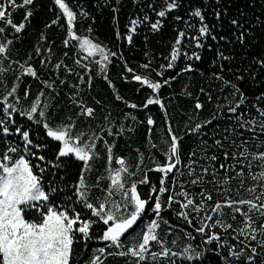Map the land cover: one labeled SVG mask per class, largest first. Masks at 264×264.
Wrapping results in <instances>:
<instances>
[{"label": "trees", "instance_id": "16d2710c", "mask_svg": "<svg viewBox=\"0 0 264 264\" xmlns=\"http://www.w3.org/2000/svg\"><path fill=\"white\" fill-rule=\"evenodd\" d=\"M65 2L75 14L73 31L78 39L69 38L67 20L55 0H33L23 8H11L5 0L11 20L25 26L16 32L6 22L0 23L5 29L0 32V46L5 47V52L0 54V156L10 147L20 149L12 154L14 157L28 156L25 142L16 129L28 131L32 142L28 149L33 153L28 158L33 165L45 169L43 181L53 203L61 209L65 206L74 209L86 219H97L91 216L79 195L82 176L84 199L95 206L108 195V170L120 167L115 158L124 159L129 173H134L121 174L125 188L137 182L141 198L148 200L152 186L158 189L163 176L152 169L174 162L167 156L171 144L169 129L179 138L180 151V163L168 174V191L162 194L161 218L167 224L161 223L157 229L160 243L150 242L145 260L118 253L133 247L139 240L138 233L146 230L145 225L155 218L151 209L157 193H151L147 210L123 238L122 248L108 247V242L97 239L106 228L98 222L90 230L92 239L75 245L73 264H89L95 256H100L101 264H247L246 255L237 258L232 253L243 248L252 255L251 247H256L258 252L253 256L254 264H264V248L257 244L264 236L257 232V241H250L236 231L245 227L242 214H235L233 220V213L227 207L222 217L211 212L216 202L252 199L264 191L261 182L251 178L261 171V162L252 161L251 154L264 152L261 130L264 117L260 115L264 110V0H175L177 6L171 10H167L170 0ZM197 9L203 20L192 14ZM162 10L166 11L164 17L158 15ZM156 23L159 27L154 30L152 25ZM204 26L208 32L201 36L200 28ZM85 37L103 47L108 59L104 60L100 52L92 56L84 52L79 38ZM177 39L180 44H176ZM198 43L202 46L197 47ZM174 48L178 54L171 61ZM195 55L200 59L196 60ZM170 61L173 67L169 69ZM189 66L191 71H183ZM28 67L35 76L24 71ZM135 75L147 77L162 87L153 92L136 81ZM13 87L16 91L7 102L17 110L5 112L4 97ZM241 93L244 102L231 113L229 109L240 103ZM150 96L159 97L163 108L155 104L145 108ZM37 97L41 108L47 104L46 119L51 127L70 125L73 135L83 133L84 141L95 139L96 156L90 161L89 169L74 154L58 156L61 142L47 135L45 120L38 113L33 114V120L23 114L31 109ZM197 103L202 105L200 109L196 108ZM87 108L93 109L92 115L86 114ZM149 118L154 122L152 125L148 124ZM197 124L202 127L193 132ZM5 126L9 129L7 134L3 131ZM109 146L113 155L111 163ZM245 149L247 157L240 155ZM40 156L44 159H38ZM213 156L215 160L211 159ZM145 174L149 183H138ZM200 176L203 180L192 184ZM249 188H255L256 192L249 193ZM181 191L187 192L196 204L201 203L202 193L210 195L212 200L205 201L206 208L200 213L181 209L180 203L186 202L185 197L178 195ZM172 194L176 202L169 205L167 198ZM112 199L119 202L121 196L115 194ZM242 207L247 211V206ZM180 211L190 213L191 225L178 215ZM206 215H213L214 220L222 218L232 228L225 230L217 225L206 229V234L198 233L196 228ZM252 215L257 226L264 224V217L258 213ZM208 234L220 239L209 242ZM230 246H233L231 250ZM102 247L103 255L97 251ZM165 247L177 255L153 260L150 254L161 253ZM185 248L203 255L187 260L182 255Z\"/></svg>", "mask_w": 264, "mask_h": 264}, {"label": "snow or ice", "instance_id": "6c2138e0", "mask_svg": "<svg viewBox=\"0 0 264 264\" xmlns=\"http://www.w3.org/2000/svg\"><path fill=\"white\" fill-rule=\"evenodd\" d=\"M6 3L11 8H23L33 3V0H22V3L17 4L16 0H6ZM55 4L62 11L63 16L67 20L68 36L70 39H78L73 31V21L75 20V14L70 9L65 0H55ZM175 0H170L167 5V10H171L176 7ZM196 17H200L203 20V16L199 9L192 13ZM30 15V13L28 14ZM160 17L166 15V11L162 10L158 13ZM11 13L5 7V0H0V23L6 22L8 25L14 28L16 32H20L25 24L22 22L16 25L10 18ZM27 20V15L25 16ZM56 23V21H53ZM136 24V21L132 22ZM235 23V22H234ZM159 27V24H153L152 28L155 30ZM5 29L0 27V32ZM208 32L206 26L200 28V34L203 36ZM181 36L184 33H180ZM80 48L86 52L89 56L94 55L95 52H100L104 60L108 59L105 55V49L99 44H93L88 38H79ZM131 40V36L128 37ZM68 41H65L67 44ZM176 44H180V40L177 39ZM199 43L197 47H201ZM5 52V47L0 46V54ZM178 49H173L171 61H175L177 58ZM192 59L193 57H188ZM196 60L200 59L199 55H195ZM169 62L167 68H172L173 63ZM79 63V61H77ZM99 64L100 61H97ZM142 67L147 68L148 65ZM24 71L32 76L36 73L31 67L25 68ZM131 71V69H129ZM183 71H191V67L185 68ZM136 81H140L143 85H146L153 92L158 91L162 85L160 83L151 82L147 77H141L135 75L133 77ZM219 78V77H218ZM239 79V77H238ZM164 83H168L165 81ZM230 82L225 81V84ZM51 87V85H48ZM237 92L238 87L235 84L231 85ZM15 87L12 88L7 96L4 97V110L8 109L16 111L17 109L10 103H8V97L15 93ZM27 95V93H25ZM42 95V93H41ZM119 98V97H118ZM243 93L240 94V103L231 107L229 111L235 113L241 104L244 102ZM40 99L33 102L32 107L26 113L29 120H33V114L38 113L39 117L45 120L44 128L47 130V135L54 141L61 142L58 156L66 157L70 154H74L75 158L83 162L84 168L89 169L91 167L90 161L96 156L94 151L96 144L95 139L90 138V141H84L82 139L83 133L73 135L70 125H61L58 127H51L46 119L45 109L47 104L40 107ZM161 105L159 97H149L144 105L147 108L149 105ZM136 107V105H132ZM202 105L196 104V108L200 109ZM93 109L87 108L86 114L92 115ZM260 115L264 117V110L260 112ZM40 121H37L39 123ZM154 122L151 118L148 119V124L152 125ZM206 123H211L208 121ZM244 126V125H241ZM202 125L197 124L193 132H198ZM261 130L264 131V121L261 123ZM4 133H8V127L3 128ZM151 131V130H150ZM17 133H20L24 143V151L28 153V156L19 155L14 157L12 154L20 151L18 147H10L2 156H0V264H73L74 257L76 255L75 245L81 240L87 241L92 239L91 231L93 226L98 222H102L106 228L102 235L97 239L108 242V247H123V238L127 235L130 229L137 224L138 219L142 217V214L147 210L146 206L151 199V193H157L155 196V203L151 211L155 214L150 222L145 225L146 230L142 233H138L139 240L133 246L129 247L126 252L118 253L121 256L131 255L136 257L138 261L145 260V253L148 252L150 242L160 243L159 234L157 229L161 223L167 224V221H163L161 218V212L163 211L162 194L168 191L166 179L168 174L173 173L177 165L180 163V151H179V138L172 135L171 129H169V135L171 136V144L167 153L168 160L174 162H168L164 165H157L154 171L163 173L160 179V186L157 189L156 186H152L149 194V199H142L137 190V182H132L129 188H125L124 178L125 175H134L129 173L128 165L124 159L115 158V163L119 165V168L108 170V179L110 185L108 189V195L103 202H99L97 205L88 203L85 198V191H83L84 180L83 176L80 181L79 195L85 204V207L91 211V216L97 219H86L81 213L76 212L74 209H69L65 206L63 209L58 208L52 201V197L45 187L43 181V173L45 171L39 164L33 165L28 158L33 155L28 149V145L32 142L29 139L28 131H21V128L16 129ZM111 134V133H110ZM98 138V137H97ZM219 143V142H217ZM227 157V153L225 154ZM240 155L247 157V149L242 151ZM235 156V154H233ZM38 159L43 160L42 156ZM141 159H143L141 155ZM215 160L216 157H212ZM252 161H260L261 171L258 174H253L252 179L261 182V187L264 188V152H257L251 154ZM108 161H113L112 147H108ZM249 168L252 167L251 161L249 162ZM221 168L224 165L220 166ZM207 173L208 169H204ZM191 174V173H190ZM238 175H240L238 173ZM203 180V176L197 177L192 181V184H197ZM140 184L149 183L147 174L143 180L139 181ZM227 183V181H224ZM243 183V182H242ZM227 191V190H226ZM249 193H255V188L247 189ZM119 194L121 201L117 202L112 199V196ZM178 195L185 197L186 202L180 203L181 209H190L196 213H200L205 210V201L212 200L210 195L202 193V201L200 204H196L192 198H189V194L185 191H181ZM168 204H172L175 201V194L168 195ZM42 206V208H41ZM242 206H247V211H243ZM227 207L231 209L235 220V214L240 213L244 217L245 227L236 229L240 236H247L250 241H257L256 233L259 232L264 236V224L257 226L253 219V213H258L260 217H264V191H261L259 195L253 196L252 199H227L222 204L216 202L211 207V212L217 216L222 217L224 215L223 209ZM35 212V215L30 217V213ZM183 219H185L190 225L192 219L190 213L187 211H180L178 213ZM213 215H206L201 219L200 226L196 228L198 233L206 234V229L215 228L217 225L223 227L225 230L232 228L231 224L225 223L224 219H215L214 223H207V221H213ZM219 236L215 234H208V241H218ZM240 244H244V241H239ZM259 247L264 248V239L257 241ZM233 246H230V250ZM247 247V246H246ZM98 253L105 254V248H99ZM252 255H248L244 252L243 248H239L232 254L237 258L241 256H247V264H254L253 256L258 255L257 248L251 247ZM153 260H156L159 256L175 257L177 253L171 252L168 248H163L161 253H151ZM187 260H193L202 256L203 254L195 251L191 248H185L182 254ZM89 264H101L100 256H95Z\"/></svg>", "mask_w": 264, "mask_h": 264}, {"label": "water", "instance_id": "95a60500", "mask_svg": "<svg viewBox=\"0 0 264 264\" xmlns=\"http://www.w3.org/2000/svg\"><path fill=\"white\" fill-rule=\"evenodd\" d=\"M130 231H131V229L129 230V232H130ZM129 232H128V233H129ZM128 233H127V234H128ZM126 236H127V235H126Z\"/></svg>", "mask_w": 264, "mask_h": 264}]
</instances>
